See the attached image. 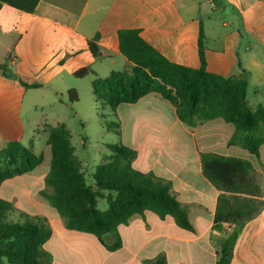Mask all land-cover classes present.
<instances>
[{
	"label": "crops",
	"instance_id": "crops-1",
	"mask_svg": "<svg viewBox=\"0 0 264 264\" xmlns=\"http://www.w3.org/2000/svg\"><path fill=\"white\" fill-rule=\"evenodd\" d=\"M123 30L137 31L167 61L191 69L200 66L201 32L206 71L225 78L245 75L248 107L254 111L264 106V0H40L33 13L3 4L0 149L11 141L34 147V138L44 133V126L64 123L57 119L52 123L47 113L34 118L32 112L57 104L75 108L84 79L90 86L96 78L125 70L129 62L118 42ZM95 36L97 55L93 56L87 46ZM118 63L124 66L121 70ZM82 68H90L91 73L74 78ZM71 89L78 94L73 104L67 95ZM24 108L30 109L26 116ZM75 116L81 115L75 111ZM114 116L120 124L118 142L136 152L132 167L171 183L177 201L187 210L191 232L171 217L160 220L150 211L132 216L104 237L106 245L120 240L115 251L90 234L67 230L56 211L38 196L49 171L46 145L48 169L38 171V166L2 182L0 198L22 218L47 220L51 235L42 248L50 258L48 264H148L161 255L166 264H215L210 229L221 192L204 178L200 156L210 153L248 160L264 201V145L258 158L228 146L234 132L231 124L214 119L189 127L156 94L119 105ZM230 264H264V205L241 227Z\"/></svg>",
	"mask_w": 264,
	"mask_h": 264
},
{
	"label": "trees",
	"instance_id": "trees-1",
	"mask_svg": "<svg viewBox=\"0 0 264 264\" xmlns=\"http://www.w3.org/2000/svg\"><path fill=\"white\" fill-rule=\"evenodd\" d=\"M39 1L0 0V7L6 4L33 13ZM202 39L200 32V66L191 69L167 61L137 31H120L119 50L129 65L122 72L94 79L90 84L91 97L114 116L119 105L133 104L146 95L156 94L172 105L178 120L189 127L214 119L231 124L234 132L228 146L239 147L258 158L264 145V106L254 111L248 107L245 75L225 78L206 71ZM96 41V36L88 41L87 47L93 56L97 55ZM0 69H3L1 64ZM90 71L82 68L73 77L83 79ZM67 95L70 104L78 101L75 90H69ZM102 127L120 135L118 121L104 120ZM43 129L50 161L44 188L38 196L56 211L67 230L90 234L110 251L120 247V240L117 238L113 244L106 245L104 237L145 211L153 212L160 220L171 217L183 230H193L187 210L177 201L171 183L132 167L136 157L133 149L120 142L107 144L109 154L103 155V162L95 167L92 186L86 183L66 126L57 124ZM200 160L204 178L221 192L210 229L215 264H230L241 227L262 210V188L248 160L210 153L201 154ZM42 161L43 156L33 146L26 148L17 141L6 143L0 149V185L32 172ZM98 200L105 201L104 211L98 209ZM9 211H14L12 204L0 198V264H48L50 258L42 248L51 235L47 220L34 216L10 225L5 222ZM148 264L166 262L161 255Z\"/></svg>",
	"mask_w": 264,
	"mask_h": 264
},
{
	"label": "rangeland",
	"instance_id": "rangeland-1",
	"mask_svg": "<svg viewBox=\"0 0 264 264\" xmlns=\"http://www.w3.org/2000/svg\"><path fill=\"white\" fill-rule=\"evenodd\" d=\"M123 67L118 63L117 69L121 70ZM81 84H83L82 98L75 108L57 104L51 109L36 110L32 112V115L36 118L43 113H47L49 121L52 123L56 119V121H63L70 134V145L74 148V155L81 162L86 183L93 186V171L96 166L103 162V155L109 154V149L106 145L118 142V136L107 132L102 127V121L106 120L110 122L118 120L110 114L106 107L101 108L98 103H93L87 79H84ZM249 101L251 103L250 98ZM75 111L80 113L81 116L79 118L75 116ZM29 113V108L23 109L25 116ZM33 145L35 152L43 155V162L38 171L47 170L46 135L41 132L36 135ZM23 146L29 148L30 145L28 142H24ZM22 185L21 183L19 187ZM97 207L99 210L104 211L107 206L104 200H98ZM39 209L42 211V208L39 207ZM24 220L25 218H22L15 211L7 212L5 218V222L10 225L22 223Z\"/></svg>",
	"mask_w": 264,
	"mask_h": 264
}]
</instances>
